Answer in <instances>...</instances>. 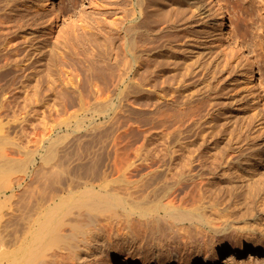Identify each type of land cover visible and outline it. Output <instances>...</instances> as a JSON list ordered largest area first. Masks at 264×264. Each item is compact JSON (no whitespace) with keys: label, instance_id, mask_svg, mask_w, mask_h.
Masks as SVG:
<instances>
[{"label":"rangeland","instance_id":"obj_1","mask_svg":"<svg viewBox=\"0 0 264 264\" xmlns=\"http://www.w3.org/2000/svg\"><path fill=\"white\" fill-rule=\"evenodd\" d=\"M178 1L182 10L174 14L177 20L171 29L184 36L174 44L185 49L181 57L187 71L176 86L193 100H210L205 107L207 119L212 120L205 125L207 131L215 126L227 129L225 138L230 140L235 129L251 130L248 134L255 138L241 144L245 151L250 148V154L226 149L222 168L213 173L205 164L209 156L203 154L205 162L197 161L191 178L181 185L174 183L168 167L166 174L171 179L160 178L155 155L159 130L150 123L149 139H145L144 107L138 103L120 106L118 99L111 102L103 64L87 44L95 31L107 34L110 0H4L1 5L12 3L14 11L0 10V33L9 35L1 49L14 55L24 44L14 70L26 68L27 63L25 76L30 78L26 84L42 92L27 106L25 98L34 90L24 86V71L16 73L18 81L0 80L6 88L0 97H9L4 103L0 98V160L10 157L21 165L8 177L6 191L0 192V253L15 246L16 200L51 147L59 151L51 163L69 169L66 176L79 182L80 188L95 187L123 199L117 209L124 213L97 217L92 232L88 230L78 240L82 249L58 251L61 264H109L114 255L149 264H202L220 255L225 262L235 245L264 248V155L255 153L258 148L264 152V118L250 107L249 90L239 68L242 48L251 51L264 86V0H220L229 40L219 37L220 27L206 0ZM52 48L58 62L49 63ZM78 52L84 53L81 58L96 61L91 72L78 65ZM42 56L48 59L39 62ZM27 58L30 61L22 63ZM5 62H0V72L10 68H1ZM39 74L44 75L43 83L38 82ZM213 139L208 143L216 148ZM190 140L181 139L175 145L177 154L191 146ZM239 159L241 171L236 165ZM233 174L241 181L224 186L221 178H235ZM207 190L214 192L209 195ZM84 238H92L89 248ZM229 264H264V255L245 254Z\"/></svg>","mask_w":264,"mask_h":264},{"label":"bare ground","instance_id":"obj_2","mask_svg":"<svg viewBox=\"0 0 264 264\" xmlns=\"http://www.w3.org/2000/svg\"><path fill=\"white\" fill-rule=\"evenodd\" d=\"M3 1L0 0V5ZM179 2L181 1L176 0V3H172L170 0H110L112 7L108 14L109 29L107 34L104 35L102 31L97 30L89 37V41L86 39L89 48L96 51L95 55L99 56L103 64L104 72H106V88L111 102L118 99L120 106L138 103L144 107L145 139H149L150 123L153 124L152 127L159 130L160 141L157 143L156 154L153 151H147V154H155L156 159L158 158V162H156L160 178L171 179L166 174L167 167L173 171L172 179L176 185H181L184 180L191 178L189 176L192 175L197 161L205 162L203 154L209 156L208 158L205 156L207 158H205L207 161L205 164L213 173L215 172L213 170L222 168L223 161L228 156L226 153L228 150L240 149L238 153L242 154L245 149L241 144L248 143V140L255 138V136L250 135L251 130L236 132L237 129H235L229 134L230 136L231 133L233 135L236 133L235 137L233 136L234 138H230V140L225 138V135L229 133L227 129L213 126L214 129L207 131L208 126L205 125L211 118L207 119L208 112L206 110L210 100L209 102H206L208 100L205 101V98L204 100L202 98L203 101L199 98L193 100L190 98L192 96H185L187 92L183 95L180 92V87L176 86L181 81L179 80L180 76L181 79L182 76H185L186 69L185 61L182 62L183 57H181L182 51L185 49L182 50V47L181 51L180 47L174 44L179 43L184 36H179L182 33L179 34L180 30L173 32L174 30L171 29L174 27L172 24H175V20H177L174 14L181 7ZM206 3L213 13L214 22L220 27L219 37L229 40L230 29L227 15L220 0H206ZM2 8H6L7 12L14 11L12 10V3L5 6L1 5L0 10ZM179 12L177 11V14ZM51 25V31H53V23ZM168 27L172 32L170 30L165 31ZM169 35L173 37H169ZM8 39L9 35L0 33V62L6 61L1 68L10 67L0 72V80L10 77L8 82H15L20 77L16 74L17 72L24 71L25 76L26 69L29 68L26 61H30V58L22 60V63H26V68L14 70V65L20 63L17 57L23 52L21 47L24 44H20L12 55L1 49ZM176 47L179 49L177 50ZM242 50L239 68L243 69L242 77L245 79L249 90L250 107L264 118V86L254 66L251 51L243 48ZM163 51H167V53L164 52L163 54ZM82 54L84 53H77L78 65L83 71L91 72L97 66L96 61L81 58ZM43 56L38 60L39 62L48 59ZM57 58V52L52 48L48 59L49 63L58 62ZM187 67L190 68L189 71L193 69L189 64ZM39 75L38 82L43 83L44 75ZM186 76L189 75L186 73ZM29 78L30 75L25 76L23 83L26 89L34 90V94L31 96L29 94L25 98L24 104L27 106H31L33 100L39 99L42 92L39 87L32 88L31 85L26 84L29 82ZM5 91L6 88L1 86L0 94ZM1 101L2 103L9 101V97L4 98L3 96ZM200 103L205 105L204 109L208 103L205 112ZM210 121L212 122V120ZM248 127L247 125L246 128ZM167 132L170 136L167 135ZM236 137L237 141L234 142ZM181 139H192L190 140L191 146L182 148V153L177 154L175 145ZM210 139L214 140L216 148L208 143ZM235 144L239 146L237 147ZM245 148L247 147L245 146ZM205 149H207L206 152H204ZM248 149L250 148L248 147L243 155L247 154ZM251 149L256 150L253 146ZM242 150L244 151L242 152ZM260 152L264 155L263 150H259V148L255 153L259 155ZM241 154L236 155L235 153L234 156L241 157ZM58 155L59 151L56 147L49 148L48 153L43 157L44 164L35 171V177H32L31 181L25 185L23 193L18 195L15 204L16 243L12 251L7 250L0 253V264H61V256H59L58 251L67 249L70 252H76L81 248L78 242L79 238L85 235L88 230L89 233L92 232L91 227L97 217L102 215L119 216L124 213L117 209V206L123 202L121 197L109 191L97 190L95 187L80 188L79 182L66 176L65 173L71 172L69 169L51 163ZM237 157L236 159H238ZM236 165L239 171L243 169L239 162ZM20 166L10 157L0 160V192L6 191L8 177ZM230 177H220L224 186L237 184L241 181L237 176L235 178ZM20 186H22L21 183ZM206 192L212 195L214 191L207 190ZM92 241V238H84L83 240L87 244V248ZM245 254L256 255V257L262 256L264 255V248H238L235 245L230 254L226 256L228 258L225 262L222 261L223 258L220 255L216 259L213 257L206 258L202 264H229L234 262L238 256ZM78 257L81 260L82 255ZM108 262L109 264H149L144 260L138 262L128 257L116 255L110 257Z\"/></svg>","mask_w":264,"mask_h":264}]
</instances>
